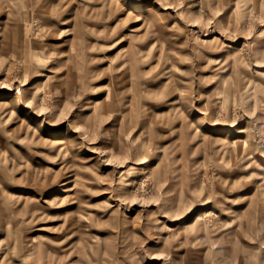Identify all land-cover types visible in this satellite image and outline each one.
<instances>
[{"label":"rangeland","instance_id":"1","mask_svg":"<svg viewBox=\"0 0 264 264\" xmlns=\"http://www.w3.org/2000/svg\"><path fill=\"white\" fill-rule=\"evenodd\" d=\"M0 22V264H264V0Z\"/></svg>","mask_w":264,"mask_h":264},{"label":"bare ground","instance_id":"2","mask_svg":"<svg viewBox=\"0 0 264 264\" xmlns=\"http://www.w3.org/2000/svg\"><path fill=\"white\" fill-rule=\"evenodd\" d=\"M10 6V5H9ZM18 7V6H17ZM24 8H25V6H24ZM14 9H16V8H14ZM9 18V17H8ZM7 22V21H6ZM5 22V23H6ZM0 24L2 25L3 23L2 22H0ZM0 25V26H1ZM3 26V25H2ZM15 26V25H14ZM162 29V28H161ZM12 33V32H11ZM14 34V33H13ZM202 43H206V42H208V41H206L205 39H203L202 41H201ZM2 103V102H1ZM3 105H5V104H3L2 103V106ZM1 106V105H0ZM3 112H5V111H3ZM7 115V114H6ZM6 115L4 116V117H6ZM24 121V120H23ZM22 122V121H21ZM23 123V122H22ZM24 124V123H23ZM206 124V122H205V120L203 119V118H197L196 119V125L198 126V127H203L204 125ZM197 130V129H196ZM24 133H25V131H24ZM239 139H233L232 141H231V143H236L237 141H238ZM46 144H48L49 146H52V147H55L56 149H58L61 153H63V151H64V149H65V140H63V139H50L49 141L47 140V142H46ZM66 150V149H65ZM60 197V196H59ZM59 200V199H58ZM62 200V199H61ZM32 240V239H31Z\"/></svg>","mask_w":264,"mask_h":264}]
</instances>
